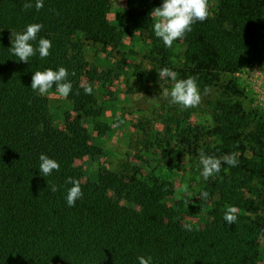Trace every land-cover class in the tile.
Segmentation results:
<instances>
[{
  "label": "trees",
  "instance_id": "trees-1",
  "mask_svg": "<svg viewBox=\"0 0 264 264\" xmlns=\"http://www.w3.org/2000/svg\"><path fill=\"white\" fill-rule=\"evenodd\" d=\"M213 1L209 18L174 41L183 46L174 66L173 46L155 36L151 19L163 0H124L119 26L106 18L110 0H44L39 11L25 10V0H0V264H139V256L149 255L153 264L256 263L264 219L247 195H254L256 184L264 188V120L231 96L238 93L232 75L245 64L264 63V0ZM30 23L43 25L34 46L43 37L52 48L44 59L37 51L23 62L10 51L11 41ZM133 34L149 41L150 64L173 69L178 79L195 76L199 88L219 89L212 124L178 131L182 147L204 137L215 143L201 148L207 155L239 154L237 166L222 161L220 173L204 180L201 192L209 197L201 198L199 208L173 201V187L155 169L142 173L124 163L83 181L75 165L102 151L87 142L81 114L98 134L105 126L93 93L81 87L82 76L92 79L82 47L118 53L121 38ZM61 66L69 72L72 91L64 97L70 110L57 126L31 80L37 70ZM41 153L57 160L60 170L41 175ZM67 177L79 179L83 190L73 207L66 201L72 186ZM47 182L59 190L52 192ZM229 205L238 210L236 223L223 218ZM197 213H204V225L185 230L182 225L192 222L184 218Z\"/></svg>",
  "mask_w": 264,
  "mask_h": 264
},
{
  "label": "rangeland",
  "instance_id": "rangeland-1",
  "mask_svg": "<svg viewBox=\"0 0 264 264\" xmlns=\"http://www.w3.org/2000/svg\"><path fill=\"white\" fill-rule=\"evenodd\" d=\"M210 3L213 8L214 1L210 0ZM123 6L124 0H110L106 15L110 24L119 26ZM148 45L149 41L133 34L121 38L118 53L97 45L82 47L86 71L91 73L92 79L88 82L82 76L81 83L92 86L101 110L100 120L105 126H101L102 132L98 134L91 129L89 118L81 114L87 129V142L102 151L92 159L75 160V165L82 172L83 181L94 180L97 170L117 169L124 163L141 169L142 173L155 169V173L162 174L173 187V201L183 208H199L204 178L198 149L215 143L202 137L197 143L182 147L178 131L181 127L206 128L212 124V103L219 89L216 86L199 88L202 99L194 108L182 109L171 103L170 97H164L162 91H170L172 81L170 78L159 79L160 67L148 61ZM182 49L181 43H173L172 65L179 61ZM232 76L238 93L231 96V100L254 112L256 119L264 120V63L245 64ZM41 96L46 100L52 124L61 126L70 104L56 89ZM165 127L169 130L167 133H164ZM247 198L254 200L256 215L264 219V188L256 184L254 195H247ZM197 214L184 220L203 226L207 219L204 213ZM256 241L258 259L255 264H264V232Z\"/></svg>",
  "mask_w": 264,
  "mask_h": 264
},
{
  "label": "clouds",
  "instance_id": "clouds-1",
  "mask_svg": "<svg viewBox=\"0 0 264 264\" xmlns=\"http://www.w3.org/2000/svg\"><path fill=\"white\" fill-rule=\"evenodd\" d=\"M44 6V0H35V4L31 0H25L23 8L25 10L35 7L37 11ZM212 4L210 0H163L160 7H156L151 12L153 21V30L156 37L163 41L166 47L171 48L174 41L182 39L187 33L193 30V25L197 22H203L211 15ZM43 28L41 23H30L22 32L15 33V38L11 41L10 51L19 61L28 62L29 58L36 55L37 51L41 59L50 55L52 42L50 39L41 37L38 41V47L34 46L33 41L37 40V35ZM13 35V34H12ZM159 79L170 78L172 87L170 91L163 89L164 97L169 98L170 102L181 106L182 109L194 108L201 103V92L195 76H189L185 79H177V74L165 67L158 71ZM75 75V72L72 73ZM68 70L61 66L58 70L51 67L43 71L34 72L31 80V89L43 95L55 87L61 97H68L72 91V83L68 80ZM86 94H92V86L90 84L81 83ZM78 94V93H77ZM199 151V163L202 165L201 175L204 180L217 175L221 171L222 161L228 165L235 167L239 164L238 153L233 152L224 157H216L205 154L201 149ZM39 170L44 177L50 176L53 172L60 170V164L57 160L50 158L44 153L39 156ZM227 171V169L225 170ZM65 183L72 186L67 190L66 201L68 206L73 207L78 199L82 198L83 190L81 181L77 178L67 177ZM48 185V182H47ZM50 190L57 192L59 186L51 184ZM186 187V186H185ZM202 200H207L209 193L205 190L200 193ZM235 206H227L224 213V220L228 224L236 223L238 215ZM192 223H184L182 226L187 231L198 230L193 228ZM139 264H153L152 257L149 255L139 256Z\"/></svg>",
  "mask_w": 264,
  "mask_h": 264
}]
</instances>
